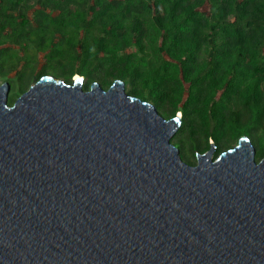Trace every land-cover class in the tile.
Instances as JSON below:
<instances>
[{"label": "water", "instance_id": "obj_1", "mask_svg": "<svg viewBox=\"0 0 264 264\" xmlns=\"http://www.w3.org/2000/svg\"><path fill=\"white\" fill-rule=\"evenodd\" d=\"M73 78L43 75L13 104L0 85V264H264L252 143L191 165L181 118L122 80Z\"/></svg>", "mask_w": 264, "mask_h": 264}, {"label": "trees", "instance_id": "obj_2", "mask_svg": "<svg viewBox=\"0 0 264 264\" xmlns=\"http://www.w3.org/2000/svg\"><path fill=\"white\" fill-rule=\"evenodd\" d=\"M14 46L56 57L67 83L77 73L64 65L80 63L84 90L94 74L104 89L119 79L165 119L181 112L173 143L191 165L243 136L264 156V0H0V74L24 93L44 74L29 75Z\"/></svg>", "mask_w": 264, "mask_h": 264}, {"label": "rangeland", "instance_id": "obj_3", "mask_svg": "<svg viewBox=\"0 0 264 264\" xmlns=\"http://www.w3.org/2000/svg\"><path fill=\"white\" fill-rule=\"evenodd\" d=\"M54 14H57L56 12L54 13ZM28 16L31 18L32 17V15L30 14V12L28 13ZM33 25H32V28H36L37 27V24L36 23H32ZM29 44H31L30 42H29ZM17 50H19V54H20V56L21 57H23V59H21L22 60V62L23 63H29V65L28 66H26V68L28 69V71H29V75H32V76H35V75H38V74H44V75H50V76H53V77H55V78H57V79H61V80H63L62 78H61V76H62V69H63V66H60V64H58V63H56V61H59L56 57L53 59H50L49 60V62L46 64V62L44 61V63L43 62H39V61H31V56H30V54L29 53H25V55H24V53H23V51L19 48V46H14ZM13 47V48H14ZM31 49H34V44H32V46L30 45L29 46ZM29 48V49H30ZM24 55V56H23ZM39 55V56H38ZM36 56H38V58H40V60H42L43 59V54H40V53H38ZM148 58L149 59H152L153 57H152V55H149L148 56ZM2 59V61H0V63L1 62H4V58H1ZM65 68H66V70H67V72L68 73H72V72H75V73H77V75L76 76H80V74H84V76H86V71H85V69H84V67L80 64V63H76V62H67L65 65ZM21 67H22V65H21ZM16 76V74L15 73H11L10 75H8V76H6V77H3L1 74H0V85H2V84H4V83H8V79H11V80H13V78H16L15 77ZM80 77H82V76H80ZM83 78V77H82ZM94 78L96 79V81L94 80V82H99L101 85H102V79L100 78L99 79V76L98 75H96V74H94ZM72 81H74V78H72ZM34 82H35V80H31V81H29V83H28V85H27V89L31 86V85H33L34 84ZM114 82V81H113ZM11 88V87H10ZM126 92L129 94V95H133L131 92H130V89H129V87L127 86L126 87ZM22 92L19 90V89H17V88H15L13 91H11L10 89H9V98L10 97H12L13 98V100L15 101L19 96H20V94H21ZM10 102V101H9ZM179 114L182 116V114H181V112H179ZM178 132V131H177ZM177 134V133H176ZM211 141V140H210ZM210 141H209V143H210ZM212 142V141H211ZM235 146H237V143L236 144H234V147ZM210 150V149H209ZM208 150V151H209ZM208 151H206V152H208ZM223 151H226V150H223ZM205 152V153H206ZM217 155V153H216V150H215V153H214V155H213V158L215 157ZM189 157H190V159L192 160V161H194V162H196L197 161V156H195L194 154L192 155V154H190L189 155ZM183 160H185V159H183Z\"/></svg>", "mask_w": 264, "mask_h": 264}, {"label": "bare ground", "instance_id": "obj_4", "mask_svg": "<svg viewBox=\"0 0 264 264\" xmlns=\"http://www.w3.org/2000/svg\"><path fill=\"white\" fill-rule=\"evenodd\" d=\"M77 77H80V76H77Z\"/></svg>", "mask_w": 264, "mask_h": 264}]
</instances>
